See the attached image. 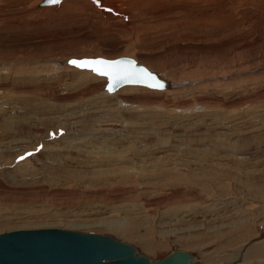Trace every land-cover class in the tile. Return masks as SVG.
I'll list each match as a JSON object with an SVG mask.
<instances>
[{
	"label": "rangeland",
	"instance_id": "1",
	"mask_svg": "<svg viewBox=\"0 0 264 264\" xmlns=\"http://www.w3.org/2000/svg\"><path fill=\"white\" fill-rule=\"evenodd\" d=\"M41 1L0 0V232L264 264V0ZM82 55L134 56L172 87L105 95L56 64Z\"/></svg>",
	"mask_w": 264,
	"mask_h": 264
},
{
	"label": "water",
	"instance_id": "2",
	"mask_svg": "<svg viewBox=\"0 0 264 264\" xmlns=\"http://www.w3.org/2000/svg\"><path fill=\"white\" fill-rule=\"evenodd\" d=\"M40 5L59 7L60 3L49 4L48 0H42ZM101 59L125 61V67L128 66V62H133L137 69H146L154 77L153 79L137 74L130 80H116L104 76L106 77L104 88L108 92H113L124 85L146 86L158 90L172 87L167 80L132 57H70L63 60L62 64L74 66L72 60ZM80 69L91 70V67ZM0 264H198V262L196 255L191 251L173 249L163 257L154 259L136 245L111 233L47 227L0 232Z\"/></svg>",
	"mask_w": 264,
	"mask_h": 264
},
{
	"label": "snow or ice",
	"instance_id": "3",
	"mask_svg": "<svg viewBox=\"0 0 264 264\" xmlns=\"http://www.w3.org/2000/svg\"><path fill=\"white\" fill-rule=\"evenodd\" d=\"M99 3V0H96ZM49 4L61 3V0H48ZM111 11V9H109ZM71 63L79 68H89L97 72L99 75L107 76L110 79L116 80H130L137 74H142L146 77L153 78L151 73L146 69H137L133 62H128V66L125 67V61L119 60H72ZM151 86V85H150ZM162 87V85H160ZM111 90V89H110ZM31 155V153H29ZM23 159V157H21Z\"/></svg>",
	"mask_w": 264,
	"mask_h": 264
},
{
	"label": "bare ground",
	"instance_id": "4",
	"mask_svg": "<svg viewBox=\"0 0 264 264\" xmlns=\"http://www.w3.org/2000/svg\"><path fill=\"white\" fill-rule=\"evenodd\" d=\"M99 4V3H98ZM41 7H45V6H52V5H40ZM69 7V6H68ZM56 8V7H55ZM63 8V7H62ZM70 8V7H69ZM62 10V9H61ZM64 10V9H63ZM21 18V17H20ZM19 18V19H20ZM2 24H3V22H2ZM100 56V55H99ZM123 56H127V57H132V56H129V55H123ZM77 57H79V56H77ZM80 57H97V56H80ZM79 57V58H80ZM101 57V56H100ZM104 57V56H103ZM115 57H119V56H115ZM115 57H108L107 56V58H115ZM105 58V57H104ZM132 58H134L138 63H140V64H143V65H145L144 63H143V61H142V63L138 60V59H136L134 56L132 57ZM144 60V59H143ZM48 62H49V60H48ZM53 62V61H52ZM51 62V63H52ZM50 63V64H51ZM49 64V63H48ZM57 65H60L61 67H70V65H64V64H62V61L60 62V63H56ZM56 65V66H57ZM50 66V65H49ZM55 66V67H56ZM148 69H150V70H152V71H155L160 77H162L163 79H165V80H167L166 79V77L164 76V75H162V74H160L159 73V71H157L156 70V68L153 66V65H149V66H147V65H145ZM151 66V67H150ZM48 67V66H47ZM58 68V67H57ZM71 69H75L76 71H78V72H81L82 73V75H84L85 77H88L89 79H96V80H101V81H103V83H104V86H105V83H106V77H104V76H100V75H98V74H96V73H94L93 71H91V70H89V69H80V68H77V67H74V66H71L70 67ZM87 78V79H88ZM168 81V80H167ZM169 82V81H168ZM103 83H102V86H103ZM170 84H171V86H172V83L171 82H169ZM104 86H103V88H102V93H104L105 95L107 94V95H117L118 94V92L119 91H121V90H131V89H146V90H156V91H164L165 89L167 90V89H171V87H169V88H165V89H162V90H158V89H151V88H148V87H146V86H139V85H124V86H122V87H120L119 89H117V90H115V91H113V92H108V91H106L105 90V88H104ZM1 93V92H0ZM101 93V92H100ZM126 98V97H125ZM124 101V100H123ZM126 102V101H125ZM122 103V102H121ZM120 103V104H121ZM114 127V126H113ZM209 206V205H208ZM187 215V214H186ZM204 216V215H203ZM45 228H47V227H45ZM50 228V227H49ZM27 229H29V228H27ZM30 229H35V228H30ZM65 229H68V228H65ZM80 230V229H79ZM264 238V237H263ZM262 241V240H261ZM159 246V245H158ZM145 248H146V250H149V251H154V250H156L155 249V246H152L151 244H149V245H147V246H145ZM158 248V247H157ZM250 252H252L254 255L255 254H257V255H261V256H263L264 255V240L262 241V242H260V243H258V244H256L255 246H253L251 249H250Z\"/></svg>",
	"mask_w": 264,
	"mask_h": 264
}]
</instances>
